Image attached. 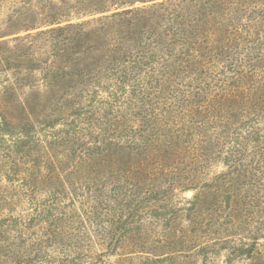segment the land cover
Listing matches in <instances>:
<instances>
[{"label": "trees", "instance_id": "obj_1", "mask_svg": "<svg viewBox=\"0 0 264 264\" xmlns=\"http://www.w3.org/2000/svg\"><path fill=\"white\" fill-rule=\"evenodd\" d=\"M61 2L0 30V264L264 254V0Z\"/></svg>", "mask_w": 264, "mask_h": 264}, {"label": "rangeland", "instance_id": "obj_2", "mask_svg": "<svg viewBox=\"0 0 264 264\" xmlns=\"http://www.w3.org/2000/svg\"><path fill=\"white\" fill-rule=\"evenodd\" d=\"M48 0H0V30L4 28L6 25V22L8 18H12L16 13L20 11H29V10H36L38 13L41 12V14L44 16V12H46V9H43V7L46 5V2ZM58 5H63L64 3L61 2V0H52ZM68 2L75 4V0H67ZM192 194L191 191H188L184 194L186 197H190ZM148 228H152L150 224L148 225ZM157 227L154 226V229ZM151 230V229H150ZM180 233L178 232V235ZM152 239V236L147 238L145 248L146 251H152L153 246L158 244L156 241H150ZM133 246L127 244L125 246V250H130ZM187 249V247H185ZM163 249L160 251H152L153 253H160ZM188 252L182 253L184 260V264H191V258H188L186 255ZM181 255V256H182ZM226 251H221L216 257L211 258V262L208 263V261H203L201 258L197 259V264H264V254H256L254 258L248 259V258H233L228 259ZM153 257V256H150ZM125 263L127 264H141L142 261H145V258L143 257H126L128 259ZM108 259L112 262L118 261L119 256L117 255H111L108 257Z\"/></svg>", "mask_w": 264, "mask_h": 264}]
</instances>
